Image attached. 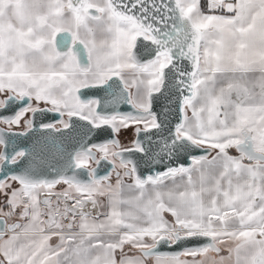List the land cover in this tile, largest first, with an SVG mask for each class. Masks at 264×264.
Listing matches in <instances>:
<instances>
[{
	"label": "snow or ice",
	"instance_id": "1",
	"mask_svg": "<svg viewBox=\"0 0 264 264\" xmlns=\"http://www.w3.org/2000/svg\"><path fill=\"white\" fill-rule=\"evenodd\" d=\"M0 264H264V0H0Z\"/></svg>",
	"mask_w": 264,
	"mask_h": 264
}]
</instances>
